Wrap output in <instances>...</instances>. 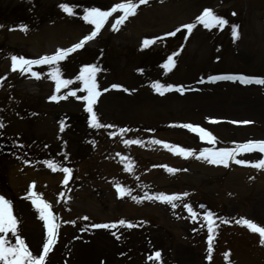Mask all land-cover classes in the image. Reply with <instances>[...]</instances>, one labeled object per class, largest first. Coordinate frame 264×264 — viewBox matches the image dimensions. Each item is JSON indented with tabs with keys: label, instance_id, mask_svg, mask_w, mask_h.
Masks as SVG:
<instances>
[{
	"label": "rangeland",
	"instance_id": "374dc122",
	"mask_svg": "<svg viewBox=\"0 0 264 264\" xmlns=\"http://www.w3.org/2000/svg\"><path fill=\"white\" fill-rule=\"evenodd\" d=\"M61 1L63 0H0V6H4V11L2 14H0V78H6L0 80V86L5 87V82L9 81L16 75V71H11L12 56L22 57V54H24L29 57H36L37 55L45 53L52 55L57 49H62L61 47L56 45V43H65V37L71 35L70 28L67 29L65 35H63L59 31H55L59 30V28L53 30L47 29L49 27H52L49 26L50 24H52V22H62L59 19L64 20L65 16H67V14L61 10L59 5H73L79 2H76V0H68L66 3H63ZM79 1H83L82 5L87 1L90 3H98L101 6H106V4L109 2L107 0ZM217 1L218 0H152L148 2L147 7L142 8L140 17L137 20L133 21L127 29H123L118 37H114L105 29L106 31H104L101 36V40L103 43L109 42L110 44V42H112L116 38L120 40L118 46L113 47L110 51L108 49H105V52L107 54L106 57H111L119 61L121 65L118 66V68L121 69L122 65L124 64V56L127 54V52L131 51V49H125L124 46L121 47L123 43L122 41L126 40L135 44L137 43L140 35H143L144 33L145 35H155L161 32V29H163V31L168 30L169 28L166 29L164 27H170L176 23H181L185 19L187 20L191 18L201 7L214 6L216 4L218 6H221L219 5V3H217ZM221 1L225 6L223 9L235 10L238 14V18L236 20H239L241 22L240 24H238V29L241 30L243 38L241 42H238V44L234 47L236 48L239 46L237 55H234L232 51H228L226 49L228 39L226 33H224L225 37L223 35L216 37L215 33L206 34L205 36H203L204 33L196 31L195 34L193 33L187 45V48L184 50V53L182 55L183 57L181 73L186 71L187 75L192 77L195 76V74H197L198 72H204L205 70L214 71L215 69L219 68V70H228L224 68H229L228 65L232 63L240 65L241 71L255 74H264V8H259L264 7V0ZM32 4H35L34 8ZM259 9L260 13H257V10ZM44 10L47 11L49 15H42L43 12L45 13ZM139 19L140 23H142L140 27H135L136 22ZM26 20H29L28 25H37L36 31L32 33L30 37L22 36L21 38H23V40L17 36H14L13 33L7 34L6 30L24 27V25H22L21 23ZM58 25V23H55V26ZM224 27H227V23ZM72 28L74 31L75 27ZM54 32L58 34L51 35L54 34ZM229 33L232 34V32ZM7 35L13 38H6ZM93 45L94 44H92L91 46ZM170 45L173 46L174 44L172 43ZM220 45L223 47L222 52L214 53L216 48ZM89 54H92L91 51H89L86 56H88ZM90 55L88 57H90ZM214 56L221 57L220 62L216 65H213L211 63L212 57ZM148 60L149 62L154 61L155 56L149 55ZM67 64L72 66L71 61H69ZM59 67L61 70L67 68V66L64 65H60ZM73 68L75 69V67ZM72 72L74 73L75 71L73 70ZM48 73L49 71H42L40 73V76L44 77ZM122 76L123 77L121 79V82L124 83L127 79L128 81H130V76L126 75V72H123ZM132 82L133 83H131L130 86L133 87L136 85V83H134L133 80ZM45 86H48V83H46V81H44V83H38L34 81V78H31V80H27L26 78H19L15 83L13 82L10 86L7 85L4 88V102H0V107H2L3 104L4 108H6L7 106L10 107L9 103H5L6 97L8 99L9 95H12L14 92L23 99L26 97L28 99H33L37 96L41 97L43 94L49 93L48 88H46ZM38 87L41 89H39ZM252 91H254V93ZM211 92L203 94L199 100H193L192 102L188 101L185 104L171 100L162 103L159 102V104H154L147 98L148 96L146 93H137L135 96H132L130 98H123L122 100H124L125 102L117 100L116 98L109 99V101H112V103H108L110 107H105V111L108 112L105 114L110 116L111 119L115 118L119 121H123L129 117H133L138 120H141V118L143 117L142 120H145L148 119V116L151 115H154L156 118H160L158 116L159 112H165L166 114L172 115L174 113L184 111L180 115L189 114L190 107H192V105H194L195 103L199 105V109L198 107L192 109L191 113L193 112L192 115L194 119L200 118L202 115H206L208 117L216 116L217 118L223 117L236 120L252 119L264 124V96L259 92V89H247V91H242L237 87L226 85L218 86L215 89H212ZM262 93L264 94V90L262 91ZM86 95L87 94H85L84 96ZM109 97L111 96H108L107 98ZM113 97L115 96L113 95ZM152 101L158 102V100ZM17 104L18 103H16L15 107L11 106V108H17ZM104 105L106 104L104 103ZM28 107L33 108L31 109L33 117H36L38 115L37 113H39L38 111H41L38 110V108L43 107V104L41 101L40 104L23 107V110L28 111ZM47 117L48 116H41V118L39 119L44 120L43 122H40V129L47 128L45 126V120H47ZM190 121L193 122V120ZM38 123L39 122L36 123L37 131H39V128L37 126ZM213 131L222 136L224 139L229 138L227 135L228 130L225 126L214 128ZM248 132H252L256 136L264 137V129L262 126L257 129H251L250 131H240L239 133L246 135ZM51 135L52 133L50 132L46 137H49ZM240 138L245 137L241 136ZM197 171L198 174L210 176L209 173H206L204 171H199L196 169V172ZM6 175L7 181L10 185V191L14 195H16L17 189H23L26 186L27 181H29L30 179H35L37 181L46 180L39 175L24 176L21 174H17L15 171L13 173L8 172ZM12 184L16 186H13ZM227 190H229L230 192H237L238 196L236 197V201H226L225 199H223V195H221V198L215 199L214 202L221 203L222 206L225 207V209H229V215L233 214L236 208L233 203H236V205L239 204L241 206L239 212H242V210H244L243 212L245 215L264 225V180H259L251 188H247L243 184V181L238 180V185H233L232 188L228 187ZM202 193L204 195H211L214 197V195H212L213 191L211 190H208L207 192L202 190ZM216 193H218V190H216ZM257 194H260V198L256 199L254 195ZM244 199H249V202L252 201V203H245L244 205ZM79 200H77L78 202H76L73 207V210L77 214L81 213V211H84V213H87L91 216H97L98 214H101L99 220H107L108 218H110L109 216H113L114 213H116V216L119 217H125L129 214V212L127 213L128 207L124 204L113 206L106 201L105 203L108 206V208H106L105 205L92 202L91 200H89V202L87 203L85 201L84 203H82V198ZM101 211H103V213H98ZM155 213L160 217H163V221H171L165 213H162L156 209ZM132 215L133 214L129 215L128 217H132ZM25 224H27V221L25 222ZM164 227L165 226H162L152 231V236L148 237V239L144 233L140 234L139 236L130 235V241L128 243H134V245L131 244L133 245L131 246V248L127 246L128 244H125L122 239L124 238V231L122 229L120 235V229L118 228L119 233L117 234V236L119 240H112L111 238H109V232H106L108 231V229H105V233L103 232L104 234H97L89 246V248L92 249L93 253H88V264H158L157 261H159V264H161L162 258H170L171 264L216 263L217 258L215 256V253H212L211 260L207 258L208 253H203L204 245L202 240L191 242L185 240L186 237L188 238V233L186 230V228L188 227H184L181 223L176 225V231L180 232L181 230L183 231L184 235L174 237L172 241H166L164 239L162 231H164V233L168 231L167 226L165 228ZM36 228L38 229L36 232L38 233L37 237H40V228H38L37 226ZM30 233L31 229L25 228L24 236L26 237V240L24 238L22 239L25 241L27 247L28 245L31 246V249H33V254H36L35 250H38L40 248V245H38V243H43V241H41V239L39 240L38 238H35V242H33V240H31ZM8 238L12 243H14V238L11 236V233L8 234ZM75 246V251H77L81 245L77 244ZM157 251L161 253L159 259H156L154 257V253ZM61 254L62 253L54 254L55 258H53L54 261L51 259V263H62L61 259L63 256ZM72 254L73 256L72 260H70V264H79L77 260V253ZM150 256H153V259L150 260ZM233 257L237 259L238 263L240 264H264L259 261L261 260L259 258V260L253 259L256 257H252L250 253H233Z\"/></svg>",
	"mask_w": 264,
	"mask_h": 264
},
{
	"label": "snow or ice",
	"instance_id": "6c2138e0",
	"mask_svg": "<svg viewBox=\"0 0 264 264\" xmlns=\"http://www.w3.org/2000/svg\"><path fill=\"white\" fill-rule=\"evenodd\" d=\"M148 0H139L138 3L134 2V0H125V2L115 3L110 10H101L99 8H85L83 10V16L81 19L89 25H92L93 28L90 29V34L84 36L78 43L74 44L71 48L67 49H57L54 54L52 55H45L40 57L37 60H30L25 59L24 57H11V70L12 71H19L21 74L25 72H30L31 76L34 78L39 79L40 73L31 71L33 66H43L47 65L49 67L56 65V67L48 73L49 77L55 82V91L57 93L60 92L62 87H66L68 84L71 83L70 80L62 79L61 69L59 64L61 61H64L71 53L76 52L78 49H81L85 43L88 41L93 40L103 28L105 23L108 21L109 17L113 16V13L120 12L122 13L117 19H115V23L111 25L113 31L119 30L118 26L122 25L130 16H134L136 14L137 8L139 5L147 4ZM62 11H64L67 15H73V9L69 7L67 4L59 5ZM196 23L203 25L205 29H211L213 27L219 26L221 29L226 25L227 21L221 17L216 16L211 9H204L201 15L196 18ZM195 24H186L182 27L187 29L188 33L190 34L192 29L195 27ZM26 30V29H21ZM181 28H177L173 32H169V36H175L177 32H180ZM232 36L233 38L237 37V31L235 26L232 28ZM159 39V38H157ZM155 40H148L145 39L142 42V47H149L150 45L154 44ZM179 53H174L173 55H178ZM174 66V60L172 56H169L167 62L162 66L165 70H170V68ZM100 71L98 67L94 65H88L81 67L79 71L78 80L82 83L83 88L82 91L87 93L86 96L77 97L78 99H83L85 101L84 111L88 113V124L89 127L92 128H101V127H111L110 125H102L99 123L97 119L96 113L93 111V104L96 102V98L100 95L97 91V84H96V74ZM6 78H0L3 80ZM213 81L215 80H239L242 84H249V83H257L264 85V79L261 80H254L253 78L244 77V76H218L212 77ZM114 88L119 86L113 85ZM152 88L155 89L160 95H163L166 91H171L172 86H163L159 83H153ZM178 92L183 93L182 88L175 89ZM69 95L76 96V92H70ZM65 96H57L52 95L50 100L57 101L59 99H65ZM215 123V121H212ZM236 123V122H231ZM242 123H250V122H242ZM175 127H181L189 130L190 132L197 133L201 141H206L209 144H214L216 142V138L204 128L199 126H194L192 124H182V125H173ZM3 125L0 124V128ZM63 130V125L61 127ZM121 132L127 131L126 129H121ZM125 145L130 144H139L140 141L137 140H125ZM153 144H162L161 141H152ZM166 149H170L173 151V154H180L182 156H189L192 155L191 150H185L178 146L163 144L162 145ZM254 151H258L261 154H264V141H249L242 144H237L233 149H204L200 152V156H197V159L203 157L208 163L216 164V165H223L224 167H228L229 161L244 166H250L256 169H264V159H259L257 162L249 163L245 160L236 159L238 155L244 153H251ZM47 167L52 171L57 170V165L53 161H46L45 162ZM64 173V180L63 183L66 185L68 180L71 176V169L65 167L62 169ZM166 171L169 173H174L176 170L172 168H166ZM31 187H34L31 186ZM116 191L119 195L123 196L125 190L120 186L116 187ZM62 195V194H61ZM187 195V194H185ZM147 196V194H146ZM148 199L152 200H159L163 203H172L174 201L180 200L181 197L178 195H159V196H151L147 197ZM29 199H31L32 205L36 208L39 213V218L44 221V228L46 230L45 235V242L43 243V252L38 257L34 256L33 253L29 250L26 246L25 241L20 238L18 235V221L12 213L11 204L9 201L5 200L3 197H0V264H45L46 257L51 250L52 245L57 237V229L58 225L55 223L56 217L53 215L51 211V205L47 202H44L42 198L38 196V194L29 193ZM133 200H136V197H132ZM173 208H175V204L172 203ZM185 208L188 210L191 218L193 220L196 219L197 214L192 211L191 206L185 205ZM84 219H88L84 217ZM204 220L207 222V231H208V239H207V252H208V259L211 260L213 246L212 242L214 239L215 234V221L213 220V214L208 212L204 215ZM227 222V221H222ZM237 224L246 227L250 232L256 233L259 235V243L261 246H264V227H260L254 222L248 221L246 219H239L236 221ZM121 226H124L126 222L121 220L119 222ZM126 226L128 228H132L133 225L131 223H127ZM95 228H115L116 225L112 224H96L93 225ZM11 233V236L15 238V242L12 243L11 240L8 238V234ZM115 236V233H112ZM118 239V237H117ZM225 260H228V253H225ZM161 256L160 252H155L154 257L159 259ZM149 259H153V256H150Z\"/></svg>",
	"mask_w": 264,
	"mask_h": 264
},
{
	"label": "bare ground",
	"instance_id": "6f19581e",
	"mask_svg": "<svg viewBox=\"0 0 264 264\" xmlns=\"http://www.w3.org/2000/svg\"><path fill=\"white\" fill-rule=\"evenodd\" d=\"M54 33H56V32H54Z\"/></svg>",
	"mask_w": 264,
	"mask_h": 264
}]
</instances>
